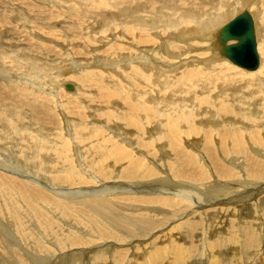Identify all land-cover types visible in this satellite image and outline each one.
Wrapping results in <instances>:
<instances>
[{"label": "bare ground", "instance_id": "6f19581e", "mask_svg": "<svg viewBox=\"0 0 264 264\" xmlns=\"http://www.w3.org/2000/svg\"><path fill=\"white\" fill-rule=\"evenodd\" d=\"M36 1L42 4L38 7L45 10L47 17L29 15L24 20L29 26L24 27L23 21L17 26L33 36V47L40 55L50 56L47 59L51 62L44 61V67L38 62L39 56L29 52L25 57L22 55L33 62V72L29 71L31 76L26 75L23 61L14 54L11 57L9 47L1 41L6 30L13 32L14 24L9 23L6 12L0 10V14L4 13L0 16L1 64L4 65L6 59L11 63L19 61L12 69L20 68L13 69L12 73L22 71L30 82L24 87L18 85L20 80L9 81L0 75V92L5 87L10 94L14 90L20 91L18 99L22 98L23 106L29 110L27 118L19 121L17 119L24 112L18 111L17 104L10 111L0 103V147L6 148L2 145L5 141L16 142L15 147L18 145V149L25 150L20 161L31 166L34 170L29 171L35 176L28 177L25 173L22 178L23 174L0 166L3 172H0V216L12 226L16 237V243L12 245V264H77L80 258L84 259L83 264H196L194 258L198 252L204 259L201 264H228L224 262L226 260L230 264H250L248 262L255 253L259 258H255L254 264H260L259 260L264 264V216L260 213L264 209V198L259 207L253 200L264 194V153L254 150L264 142V0ZM245 11H249L254 20L259 61L257 63L244 43L239 54L246 56L248 62L246 68H242L222 55L218 35L226 23ZM65 12L75 18L86 15L84 22L93 30L101 18V23L107 26L106 33H109L102 34L101 26L94 32L98 35L94 38L97 43L94 51L103 58L94 64L87 59L85 67L74 58L72 69L65 70L66 76L61 75L56 61L68 57V52L77 54L74 45L78 42L77 35L74 39L69 33L66 35L64 26L57 27L58 24H52V18H49L56 16L54 18L58 19ZM15 16L13 18L18 20ZM117 23L116 29H112L111 26ZM77 24L85 30L83 23ZM36 31L44 36L60 37L57 45L60 51L56 45L45 44L48 40ZM237 43L229 40L226 45L233 47ZM252 63L254 69H251ZM8 82L12 83V88ZM71 82L75 84V91L66 93L64 88ZM90 83L99 88L102 96L94 94L80 100L86 111L70 115L66 109L74 100H79L81 88ZM36 85L38 89L32 91ZM46 85L52 90L47 92ZM61 91L74 99L61 96ZM62 108L66 111V114L62 112L65 118L60 113ZM28 117L33 119L32 131L37 139L22 147L21 139L15 134L25 137L23 130ZM62 123L65 126L61 127ZM51 127L52 132L49 131ZM245 150L254 152L244 155ZM223 156L227 158L223 159ZM171 167L176 170L170 171ZM206 170L207 174L210 170L213 182L207 181L210 179ZM41 171L48 173L49 177L44 179L52 189L47 190L36 183H46L38 180ZM158 176L161 178L142 181ZM241 178L248 185L249 179L259 182L258 187L246 194L247 188L241 184ZM94 179H99L96 184L104 185L99 189L87 188ZM110 180L116 182H108ZM184 180H192V186ZM63 186L67 188L62 189ZM115 190L123 194L129 204L141 208L142 218L136 223L143 230L162 228L169 221L173 225L149 239L151 233L134 236L135 231L141 229L137 224L131 230L126 228V222L110 223L109 201L103 197L93 199V196L100 197ZM192 208L190 214L187 209ZM49 212L65 226L71 222L67 223V219L76 216L87 226H79L85 230L84 235L69 230H66L68 235L54 233V227L50 226L54 224V217H50ZM224 212L229 213L227 218L232 216L234 219L214 230ZM151 214L157 216L145 219ZM172 214L176 215L172 217ZM174 217L177 219L173 221ZM202 229L214 232L204 241L196 240L201 237L199 231ZM221 229L228 235H216L212 242L211 238ZM131 235L148 237L145 241L150 243L142 247L138 242L126 245ZM46 238L61 246L63 253L59 258L49 255L43 244ZM4 241L11 244V240L0 238L1 251L6 248ZM51 244L55 245L52 241ZM129 245L131 249L126 247ZM223 245L238 248L235 260L223 253L219 262L215 253L217 250L222 253ZM260 245L263 249L258 251ZM76 247L79 250L74 252L72 248ZM82 247L93 249L83 250ZM254 247L257 251L251 250ZM30 249L38 258L30 256ZM46 257L54 259L46 262Z\"/></svg>", "mask_w": 264, "mask_h": 264}, {"label": "rangeland", "instance_id": "374dc122", "mask_svg": "<svg viewBox=\"0 0 264 264\" xmlns=\"http://www.w3.org/2000/svg\"><path fill=\"white\" fill-rule=\"evenodd\" d=\"M20 1V2H19ZM35 1L36 0H0V10H4L3 12L5 13L6 12V14L5 15H8V22L9 23H13L14 24V26H13V32H8L7 30H6V32H5V36H7V37H9V38H7V37H5V36H3V39L1 38V41H3V43H5L4 45L5 46H8L9 48H8V52L10 53V55H11V57H12V55L14 54V56L16 55V57L18 56V58H19V60L20 61H23L21 64L23 65V67H25V70L27 71V73H26V75H30L31 76V74H29L30 72L32 73L33 72V62L31 63V62H29V60H26V58H24L25 56V54L27 53V52H29V54H31V55H33V56H39L40 57V59L38 60V62H40L44 67H46V65L44 64V61H47L48 59H50V56L49 57H46V56H43V55H40V53H38L37 52V50L38 49H36V47L34 46L33 47V43H35V40H34V38H33V36H29L28 34H27V31L26 30H24V29H22V28H20L19 26H17V24H23V22H24V20L29 16V15H31V16H35V17H37V18H42V17H47L46 15H44V14H46V12H45V10L43 9V8H39L38 7V5H42V4H38V3H35ZM14 2V3H13ZM37 2V1H36ZM33 3H35V4H33ZM30 5V6H29ZM6 6V7H5ZM29 7V8H28ZM10 9V10H9ZM34 9V10H33ZM38 9V10H37ZM63 9V8H62ZM44 10V13L42 14V11ZM11 11V12H10ZM3 12H1V14H0V16H2L4 13ZM9 12V13H8ZM27 12V13H26ZM32 12V13H31ZM39 12V13H38ZM22 16H21V15ZM25 14V15H24ZM13 15H14V17H16L15 15H17L18 17H19V19L18 20H16V19H14L13 18ZM24 15V16H23ZM87 15H90V14H87ZM83 16V17H82ZM91 16H93V15H91ZM10 17V18H9ZM25 17V18H24ZM30 17V16H29ZM54 17H56V16H49V18H50V20H51V18H52V20L50 21L52 24H54V23H56V25H57V27L58 26H64V28H65V31H66V35L69 33V35H70V37L71 38H73V36L74 35H77V40L76 41H78V42H74V45L76 46V52H77V54L74 56V54L72 53V55H71V52H68V54H70V55H67L68 57H66V56H63L62 57V60H57L56 61V63H57V68H59V70H62L61 72V75H64V76H66V73H65V70H67V68L68 69H72L70 66H72L73 64H72V61L71 60H74V58H75V60L74 61H77V59H79L78 61H79V64L80 65H84V66H81V67H85L87 64V59L89 60V62L92 60V64H94L96 61H99L101 58H103V56L99 53V52H97V51H94L95 50V47L97 46V43L95 42V40H94V38L96 37V38H98V35H95L94 34V32H95V30H98V26H101V27H103V31H102V34H105V36L106 35H108L109 33L107 32L106 33V31H105V28H107V26H104L102 23H101V18L98 20V22H100V24L99 25H97V24H95L94 25V29L95 30H93V29H90V28H88L87 27V22H84V20H86V15L84 16V15H81L80 17H72L70 14H68L67 12H65V13H63L62 14V17H60V18H58V19H56V18H54ZM65 17V18H64ZM82 17V18H81ZM75 18V19H74ZM10 19H12V22L10 21ZM56 19V20H55ZM78 19V20H77ZM81 19V20H80ZM15 20V21H14ZM46 20H48L47 18H46ZM81 22H80V21ZM23 21V22H22ZM122 21V20H121ZM227 21V20H226ZM225 21V22H226ZM17 22V23H16ZM92 22V21H91ZM103 22H105V20H103ZM224 22V23H225ZM25 23V22H24ZM77 23H79V25L80 24H84L85 25V30L84 29H81V28H78L79 26H78V24ZM227 24V23H226ZM226 24H224L222 27H224ZM29 26V24H27V23H25V26L24 27H26V26ZM73 25V26H72ZM76 25V26H75ZM97 26V27H96ZM116 26H118V23L117 24H115V25H112L111 26V28L112 29H116ZM114 27V28H113ZM221 27V28H222ZM97 28V29H96ZM220 28V29H221ZM40 30V29H39ZM38 30V31H39ZM33 31V30H32ZM121 31H123V28L121 27ZM37 32V31H36ZM77 32H79V33H82L81 35H78V33ZM74 33V34H73ZM22 34V35H21ZM37 34L39 35L40 33H38L37 32ZM121 34V33H120ZM41 38H43V39H47L48 41H46V43L45 44H51V46L52 47H54V45H56V49L58 50V51H60V48L57 46L58 45V41H60L59 39H61L60 37H58V36H54V35H50V36H44L43 34H40L39 35ZM88 37V38H87ZM100 38V37H99ZM11 39H12V42H11ZM36 39V38H35ZM64 39H66L65 37H64ZM74 39V38H73ZM81 39V40H80ZM110 39V38H109ZM6 42H5V41ZM10 40V41H9ZM20 40V41H19ZM57 40V41H56ZM63 40V39H62ZM258 42H259V40H258ZM43 45V51L45 50V46L46 45ZM60 44V43H59ZM79 45H81V46H79ZM87 45V46H86ZM11 46V47H10ZM94 46V47H93ZM94 49H93V48ZM258 49H259V43H258ZM13 50H15V51H13ZM13 52V53H12ZM38 53V54H37ZM41 54H42V52H41ZM93 54V55H92ZM9 55V54H8ZM24 57H23V56ZM96 55V56H95ZM19 56H21V57H19ZM43 57V58H42ZM44 57H46V58H44ZM95 57V59L93 60V58ZM48 58V59H47ZM71 58V59H70ZM85 58H86V60H85ZM223 58V57H222ZM82 59V60H81ZM225 59V58H224ZM81 60V61H80ZM104 60H106L107 61V58L106 57H104ZM216 60V59H215ZM5 61V60H4ZM3 61V63H4V65L3 64H1V60H0V75L4 78V79H6V80H20L21 82H20V84H18V85H20V86H27V85H30L29 83L30 82H27V77H26V75H22V71H20V72H17L16 74H15V72H13L12 73V71H13V69L14 70H18L20 67H18L17 66V68H13L12 69V66H13V64L15 65V67H16V63L18 62L19 63V61H15V60H13L12 62L13 63H11L10 61H8V62H6L7 61V59H6V61L4 62ZM225 61V60H224ZM48 62H51V60H48ZM110 62V61H109ZM227 62V61H226ZM230 62V61H229ZM24 63H26V65H24ZM115 63H119V61H116ZM228 63V62H227ZM231 63V62H230ZM229 63V64H230ZM10 64V65H9ZM232 64V63H231ZM65 65V66H64ZM69 65V66H68ZM232 67H234L233 65H231ZM62 67L64 68V69H62ZM21 70V69H20ZM30 71V72H29ZM63 73H65V74H63ZM15 75V76H14ZM17 76H18V78H17ZM70 76H72V75H70ZM8 77H10V78H8ZM22 77V78H21ZM47 78L48 77H46V80H47ZM75 81V80H74ZM75 82H77V81H75ZM9 83V86L12 88V83H10V82H8ZM72 83V85H75L73 82H71ZM2 84L0 83V86H1ZM77 85V84H76ZM37 87V88H36ZM46 89H48L47 90V92L48 91H51L52 90V88H51V86H47L46 85V87H45ZM38 89V86L36 85V86H34V88H32L31 90L32 91H36ZM64 91L67 93V90L64 88ZM64 91H61L60 92V95L61 96H68L69 97V100L71 99H74V96H69V95H67ZM75 91V90H74ZM68 92H70V91H68ZM71 92H73V91H71ZM100 90H99V88L94 84V83H90V84H88V85H86V86H84V87H82L81 88V90H80V92H79V96H77V97H80L79 98V100L77 101V102H75V100H74V102L72 103V104H70V106L66 109V111H68L69 113H70V115L72 114V113H76V112H85L86 111V109L84 108V107H82V102L80 101V100H84V99H89V98H91L94 94H97V95H99V96H102L100 93ZM21 92L20 91H18V90H14V91H12V93L10 94L9 93V89L7 90L6 89V87L0 92V103H3L5 106H6V109H9L10 111H12V106L14 105V104H17V109H18V111H20V110H22L23 112H24V114H21V117L19 118V119H17V120H19V121H22L24 118H27V116L29 115V110L28 109H26L24 106H23V103H22V98H19L18 99V95L20 94ZM16 96V97H15ZM4 97V98H3ZM82 100V101H83ZM18 102H19V104H18ZM87 103L88 104H90V105H93L91 102H89V101H87ZM59 104V103H58ZM22 107V108H21ZM20 109V110H19ZM62 110V111H61ZM60 110V113H61V115H62V112L63 113H65L66 114V111H65V109L64 108H62ZM15 114V113H14ZM15 116H16V114H15ZM64 118H65V115H62ZM58 119H61L60 117L58 118ZM33 119L32 118H30V117H28V119H25V122H26V125H25V127H24V130H23V132L25 131V134H24V136L25 137H27V140H23L25 137H23L22 138V136H20V134L18 135V134H15V136L16 137H19V140L21 139V141H19V143H20V146H22V147H24V146H27L28 144H27V142L28 143H30L33 139H37V136H36V134H35V132L34 131H32L33 130V128H34V125L33 124H31L33 121H32ZM258 122L260 121V119H256ZM64 123H62L61 124V127H62V125H63ZM58 126V125H57ZM63 126H65V125H63ZM28 127V128H27ZM49 131H53L52 130V127L50 128V130ZM66 132L64 131V134H65ZM30 134H32V136L30 135ZM203 142L204 143H206V140L205 139H203ZM14 143L16 144V142H13L12 141V144H11V141H5V142H3L2 143V145L3 146H5L6 148H4V147H0V166L2 167V168H4V169H6V170H8V171H10V172H12V170L14 171V173L16 172L18 175H21V174H23V176H22V178H24L25 176V173H27V176L28 177H35L34 176V174H33V176H32V174H31V171H33L34 169H32L31 168V166H27V165H25V164H23L21 161H20V159H19V157H21V156H23L24 155V153H25V150H21L20 148L18 149V145H16V147H15V145H14ZM22 144V145H21ZM8 145V146H7ZM13 146V147H12ZM254 150H258V152H262V153H264V142H261V145H259L256 149H254ZM254 150H245L244 151V155L245 154H247V153H249V152H254ZM13 151L15 152V153H13ZM19 151V152H18ZM9 154H11V155H9ZM185 156V155H184ZM229 156V155H228ZM235 156H239V157H241V154H237V153H235ZM186 157H188V156H186ZM242 157H244V156H242ZM189 158V157H188ZM227 157H225V156H223V159H226ZM232 158V157H231ZM230 158V159H231ZM74 159H76L75 157H74ZM179 159V158H178ZM182 159H185L184 157L182 158ZM193 159H195V158H193ZM3 163V164H2ZM21 163V164H20ZM220 163V162H219ZM41 167H43V164L41 165ZM20 168V169H19ZM181 168V167H180ZM165 170L167 169V168H164ZM22 172H21V171ZM29 170H31V171H29ZM172 170H176L175 169V167H171L170 168V171H172ZM0 172L1 173H3L2 171H1V169H0ZM9 172V173H10ZM81 173V172H80ZM210 173V170H208V174H207V170H206V174H207V176L209 175V179L210 180H207V181H211V182H213V178H212V174H209ZM12 174V173H11ZM82 174V173H81ZM8 175H10V174H8ZM40 177L38 178V177H36V178H38V180H41V181H44V183L45 184H43V182L42 183H38V182H36L40 187H42V188H45V189H47V190H49V189H52V187L51 186H48V185H51L48 181H46L44 178H47V177H49V175H48V173L47 172H40ZM44 175V176H43ZM85 175V174H84ZM26 176V177H27ZM15 178H18V177H15ZM161 178V176H158V177H155V178H151V179H148V180H142V181H150V180H156V179H160ZM233 179L234 178H232V179H230V181H233ZM99 179H94V180H90L91 182H92V184L91 183H88L87 184V188H90V189H99L101 186H103L104 185V183H101V184H96L97 183V181H98ZM226 180V179H225ZM40 181V182H41ZM100 181H102V179H100ZM111 181H114V180H110V181H108V182H111ZM124 181V180H123ZM185 182H188L189 184H190V186H192L191 184L193 183V181L192 180H184ZM235 181V180H234ZM241 184H243L244 186H245V188H247V190L245 191V193L246 194H248L251 190L250 189H254L255 187L257 188L258 186H257V184L259 183V182H257V181H253V180H248L249 181V183H250V185H248L245 181V179L244 178H241ZM96 182V183H95ZM114 182H116V180L114 181ZM124 182H127V181H124ZM47 183H49V184H47ZM42 184V185H41ZM82 185V184H81ZM194 185H197V184H194ZM45 186V187H44ZM46 186H48V187H46ZM64 188H67V187H64L63 186V188L62 189H64ZM69 188H71V187H69ZM68 188V189H69ZM86 188V189H87ZM260 189H263V188H260ZM58 190V189H57ZM157 191H159L158 189H156ZM46 192H48V191H46ZM70 192V191H69ZM117 193V194H116ZM51 196V195H50ZM94 198L93 199H97V198H106L108 201H109V203H110V205H109V209H110V211L108 212V221L110 222V223H112L113 221H116V220H119L120 222H126L127 224L125 225L126 226V228H129V229H133L135 226H136V224H137V226H139L140 227V225H139V223H136V220L137 219H140V218H142V213L139 211V209H141L139 206H136V205H133V204H129L128 202H127V200L128 199H126L125 197H124V195L123 194H121V193H119V191L118 190H115L114 192H107V193H105V194H102V196H100V197H98V195L97 194H95L94 196H93ZM90 198H92V197H90ZM263 198H264V194H262V195H260V196H257V197H255L253 200L255 201V205H256V207H259L261 204H262V202H263ZM137 199V198H136ZM82 200V199H81ZM208 200H209V196H208ZM209 202H211L210 200H209ZM140 206H142V207H147V205L146 204H140ZM185 207V206H184ZM188 211H190V214H192L193 213V208L191 209V210H189V209H187ZM260 213H262L261 215H262V217L264 216V209H262V211H260ZM180 214V212H178V214L177 215H179ZM49 215H50V217H54V224L53 225H50V226H52V227H54L53 229H54V233H65L66 235H68V233L66 232V230H69V231H71V232H75L76 234L78 233V235H81V236H83L84 235V231H82L81 230V228L79 227L80 225L81 226H83V225H85L86 226V224H85V222H81L76 216L74 217H72V218H69V219H67V223H68V221L70 222V223H68V225L67 226H65L64 224H62L60 221H58V220H60L57 216H54V214L53 213H51V212H49ZM174 215H176V214H172V217L174 216ZM153 216H157V214H151V215H149V216H146L145 217V219H147V218H151V217H153ZM229 216V213H225L224 212V214H223V217L221 218V220L219 219L218 221H220V222H218V224H216V226H215V228H213L214 230H216L217 228H220V226L222 225H224L223 223H225L226 221H228L229 220V222H230V220H233L234 219V217H232V216H230L229 218H227ZM2 217V218H1ZM162 218H164V217H162ZM165 219V218H164ZM175 219H177V217H174L173 218V221L175 220ZM58 221V222H57ZM133 221H135V222H133ZM169 220H165V222H168ZM117 222V221H116ZM128 222H130V224H128ZM4 223H6V224H4ZM221 223V224H220ZM171 224H172V222H171ZM220 224V225H219ZM72 225V226H71ZM169 225H170V221L164 226V227H162V228H158V229H156V230H149V231H146V230H143L141 227V229H140V231H139V229H137L135 232H136V234H134V236H136V235H146V234H148V233H151V235H150V237H149V239L151 238V236L153 235V234H156V232H157V234L159 233V234H162L163 233V231L165 232L167 229H169V228H171V226L173 225H170V227H169ZM11 225H9V223H8V221H6L4 218H3V216H0V238H3L4 240H11V244H9L7 241H4L5 242V249L3 250V251H1V248H0V254L2 255V258L0 259V260H2L1 261V263L0 264H12V250H13V244L14 243H16V237H15V235L12 233V226L10 227ZM130 226V227H129ZM5 227V228H4ZM10 227V228H9ZM37 227V226H36ZM58 227V228H57ZM87 227V226H86ZM168 227V228H167ZM71 228V229H70ZM76 228V229H75ZM166 228V229H165ZM39 229V228H38ZM212 229V230H213ZM256 229V228H255ZM11 230V231H10ZM40 231H41V229H39ZM214 230L211 232V230L209 229V230H207V231H204V229H202L201 231H199V234L201 235V237H198V238H196V240H199L200 238L204 241V239L209 235V234H212L213 232H214ZM125 231V230H124ZM130 231V230H129ZM139 231V232H138ZM223 231V229H221L220 231H219V234H215L214 235V237H212L211 239H212V242H213V240L214 239H216V235H220L221 234V236H225V234H227V232L226 233H223L222 232ZM162 232V233H161ZM208 232H210V233H208ZM60 233V234H61ZM206 233H207V235H206ZM2 234H4L5 236H3ZM228 235V234H227ZM10 236V237H9ZM13 237V238H12ZM11 238V239H10ZM148 239V237H133L132 235L129 237V241H127L125 244L127 245V244H137V242L139 243V244H141L140 246L142 247V245L144 246V244H146V243H150L149 241H145V240H147ZM14 240V241H13ZM132 240V241H131ZM13 241V242H12ZM51 241H52V243H54L55 245L54 246H51L52 244H51ZM136 241V242H135ZM107 242H111V241H107ZM133 242V243H132ZM212 242H209V243H212ZM119 243V242H118ZM43 244H44V246L45 247H47V249L49 250V255H54L56 258H59L61 255H62V253H63V251L61 250V246H59L58 244H56V242L53 240V239H51V238H46V239H44V242H43ZM102 245H104V244H102ZM131 245H129L130 247H128V246H126L127 248H129V249H131ZM261 246V245H260ZM12 247V248H11ZM50 247V248H49ZM56 247V248H55ZM70 247V246H69ZM67 248V250L68 249H70L71 250V248ZM94 247V246H93ZM93 247H89V248H83V250H87V249H93ZM81 248V249H82ZM257 247H254V248H251V250H255ZM76 249H78L79 250V247H76V248H72V250L75 252V251H77ZM95 249V248H94ZM221 251H222V253H220L219 254V252H218V250H217V252L215 253L216 255H217V257H218V260H219V262H221V260H222V255H223V253L225 254V256L226 257H228V258H231V260L233 261V260H235L236 258H237V256H238V248H236V246H230V245H223L221 248ZM261 249H263V247L261 246L259 249H258V251L259 250H261ZM6 250V251H5ZM32 252L30 253V256L31 255H33V257L36 259V258H38V256L37 255H34V253H36V252H34L32 249H30ZM59 250V251H58ZM61 250V251H60ZM5 251V252H4ZM10 252V253H8V252ZM50 251H51V254H50ZM256 251H257V249H256ZM255 251V252H256ZM263 251V250H262ZM55 252V253H54ZM254 252V253H255ZM8 253V254H7ZM56 254V255H55ZM212 254H214V253H212ZM222 254V255H221ZM57 255H58V257H57ZM60 255V256H59ZM197 255V257L196 258H194V262H196V264H201V263H204V259H202V257L200 258V256H199V252L196 254ZM10 256V257H9ZM37 256V257H36ZM251 256H253V254L251 255ZM39 257H41V256H39ZM43 258V257H42ZM198 258V259H197ZM255 258H259V256H257V253H255V255H254V257H253V259L250 261V262H248V263H250V264H254L255 262H256V260L257 259H255ZM46 259V262H50V261H48L49 259L50 260H52V259H54L53 257H46L45 258ZM10 260H11V262H10ZM82 260H84V259H82V258H80V260L78 259L77 260V264H79V263H81L82 262ZM198 260V261H197ZM7 261H9L8 263H7ZM78 261H80V262H78ZM260 261V264H262V260H259ZM225 263H228V264H230L229 263V261H224ZM84 263V262H83ZM83 263H81V264H83ZM244 263V262H243ZM71 264V263H70Z\"/></svg>", "mask_w": 264, "mask_h": 264}, {"label": "water", "instance_id": "95a60500", "mask_svg": "<svg viewBox=\"0 0 264 264\" xmlns=\"http://www.w3.org/2000/svg\"><path fill=\"white\" fill-rule=\"evenodd\" d=\"M253 17L249 11H245L238 15L234 20H231L227 25L220 31L218 35V41L221 45V53L231 61L234 65L246 68V62L248 59L246 56L239 54L243 44L248 45L251 50V55L255 60L259 61L255 50V39H254V28H253ZM229 40L237 41V45L228 47L226 43ZM259 66V65H258ZM255 65L252 63L251 69H254ZM67 91L74 90V85L67 84L65 86Z\"/></svg>", "mask_w": 264, "mask_h": 264}]
</instances>
